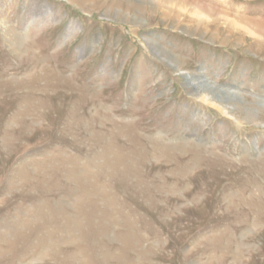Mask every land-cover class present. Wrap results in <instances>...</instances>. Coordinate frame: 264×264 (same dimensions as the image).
I'll list each match as a JSON object with an SVG mask.
<instances>
[{
    "label": "rangeland",
    "instance_id": "rangeland-1",
    "mask_svg": "<svg viewBox=\"0 0 264 264\" xmlns=\"http://www.w3.org/2000/svg\"><path fill=\"white\" fill-rule=\"evenodd\" d=\"M0 264H264V0H0Z\"/></svg>",
    "mask_w": 264,
    "mask_h": 264
},
{
    "label": "bare ground",
    "instance_id": "bare-ground-1",
    "mask_svg": "<svg viewBox=\"0 0 264 264\" xmlns=\"http://www.w3.org/2000/svg\"><path fill=\"white\" fill-rule=\"evenodd\" d=\"M194 82V81H193ZM193 82H191V83H193ZM200 83H202V82H200ZM193 84H195V83H193Z\"/></svg>",
    "mask_w": 264,
    "mask_h": 264
}]
</instances>
